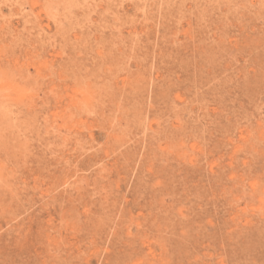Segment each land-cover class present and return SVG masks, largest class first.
Returning <instances> with one entry per match:
<instances>
[{
  "label": "rangeland",
  "instance_id": "rangeland-1",
  "mask_svg": "<svg viewBox=\"0 0 264 264\" xmlns=\"http://www.w3.org/2000/svg\"><path fill=\"white\" fill-rule=\"evenodd\" d=\"M0 264H264V0H0Z\"/></svg>",
  "mask_w": 264,
  "mask_h": 264
}]
</instances>
